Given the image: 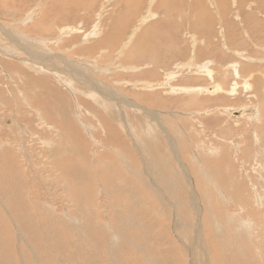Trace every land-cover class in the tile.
<instances>
[{"label":"rangeland","instance_id":"obj_1","mask_svg":"<svg viewBox=\"0 0 264 264\" xmlns=\"http://www.w3.org/2000/svg\"><path fill=\"white\" fill-rule=\"evenodd\" d=\"M149 6L150 0H0V26L8 27L18 37L47 41L40 54L50 52L68 57L74 62L90 63L96 68V71H88L92 76L90 80L87 79L86 71L81 69L83 76L79 75L83 77L86 86L76 88L85 92L73 91L74 94L63 87L62 80L60 82L55 74L44 76V72L30 68L28 70L18 58L30 59V55L23 46L15 40L7 39L0 30V38L9 47L17 48L15 51L18 54L12 60L9 53L0 52V144L6 146L0 150V264H4L2 260L5 264H22L26 263V258L30 264H82L78 261L77 254L85 253L92 257L95 250L93 247L87 251L83 248L85 236L77 230L78 226L73 228L75 230L62 228L63 235L59 237L54 230L53 220L40 211L41 206L52 204L60 212L66 213H54L59 218L63 215L79 217L80 214L73 209L83 211L77 202L82 199V202L91 201L94 205L91 208L92 219L98 218L101 222L98 230L106 241L102 256L108 262H111L113 256L108 243L109 233L113 231L122 234L125 252L121 251V258L126 261L124 264H137V261L140 264V258L143 264H149V259L154 263L159 262L157 264H196L197 261L198 264H264V206L262 207L259 196L264 194V116L261 113H264V99L261 100L259 96L260 88H264V0H154L151 11L149 10L153 14L151 19L142 23L135 33V27L145 16ZM149 11L147 16H150ZM29 16L30 22L22 25V21ZM132 34L134 37L127 46L128 49L120 57L118 52L123 50L124 43ZM191 36L195 37L196 43ZM191 60L200 66L208 64L214 70L213 82L222 85L221 93L205 95L199 92L197 103L188 107L184 104L187 96L183 93L172 96L168 88V92L160 90L152 93L133 88L132 84L140 86L147 82L153 85L162 83L165 72H178L179 75L176 73L178 76L172 82L174 87L211 84L205 72L201 76L194 74L195 77L187 68L177 70V65L188 64ZM234 62L239 65V77L232 68L226 67ZM57 64L60 69L64 68L65 64H61L60 60ZM122 65H137L142 68L134 73L121 68ZM48 67L53 70L52 66ZM101 69L102 74L99 73ZM77 70L73 74L79 72ZM13 71H20L26 84L19 82V76L13 75ZM7 73H10L9 76ZM37 76L38 89H32L31 85L35 84L34 79ZM72 76L79 79L77 75ZM64 78L66 81L67 77ZM95 80L112 87L108 93L116 94L120 100L124 98L129 103H138L150 113L157 114L159 111L160 116L155 117L156 121L152 118L149 124L154 125L155 129L148 130V120L143 116L145 112L134 108L133 104L125 103L122 107L119 101L116 103L118 105L111 108L117 114L119 123L115 121L117 119H110L106 111L95 109V102L88 95L92 90L90 85ZM244 80L247 83L251 81L253 89L246 90L243 86L246 83ZM234 86L236 90L232 93ZM155 98L160 99L156 101ZM35 105L43 111L49 121V128L42 124L44 121H39V114L35 110L29 112ZM240 106L250 107V110L239 120L220 115L222 113H217L216 110L220 107ZM254 106L258 110H254ZM171 112L177 113L176 117L174 113L169 114ZM77 113H81L80 117L82 119L83 116L87 125L96 127L94 136L89 135L79 123ZM188 113L194 115L189 116ZM34 117L38 121L35 118L34 122ZM126 117H129L128 123L124 121ZM37 122L40 124L37 125ZM53 124L54 127L62 126L63 130L69 128L70 133L64 134L62 138L56 137L51 128ZM127 129H133L134 135ZM149 131L155 132H152L153 135L151 133V137H156L155 140L148 138ZM46 141L61 143L63 150L58 145L57 150L53 144L45 146ZM51 152L55 155L54 159ZM60 167H66L68 171L62 174ZM104 167L108 169L104 171ZM77 171H87L94 181L89 179L84 190H72L68 194L72 206L68 198L61 202L59 198L69 192V188L65 189L67 179L72 183L79 182ZM175 172L177 177L173 178ZM141 178H147L146 181H156L157 178L156 182L166 192L160 193L161 196L152 194L150 197L148 190L147 193H141L142 201L137 202L136 206L128 207V201L131 200L129 193L133 192L136 185H141ZM10 182L17 183L15 187H19L27 205L31 206L32 212L30 210L28 214L34 215L37 233L45 234L40 235L39 242L29 235L22 234L21 239V234L16 231V220L14 217L10 218L12 213L9 214L3 206L5 203L9 207V197L14 200L10 196ZM121 182L124 183L120 187L118 185ZM101 188L104 190L102 195ZM107 191L111 194H107ZM79 196L82 197L77 199ZM32 200H35V204ZM123 207L127 208L124 210L131 213V216L126 218L125 215L124 223H119L118 217L122 212L120 208ZM237 211H241L246 217L238 223L239 226L237 222L229 223L224 218L228 212ZM134 219L137 225L133 227ZM198 220L203 224L204 230L200 234L201 246L195 232V228H200L196 226ZM245 221L253 225V230L248 234L251 235L249 238L234 232ZM215 228L223 234L219 235ZM3 238L6 241L3 243L10 249L9 259L3 252ZM56 241H66L65 249L71 246L74 253L71 251V255L68 250L58 249L56 245L54 247L53 242L57 243ZM185 243L195 250L192 259L189 250L184 247ZM138 248L144 254H139ZM42 249L43 261L38 254ZM144 255L151 258L146 259ZM80 260L83 261L81 256ZM84 261L85 264L89 263L86 259Z\"/></svg>","mask_w":264,"mask_h":264},{"label":"bare ground","instance_id":"obj_2","mask_svg":"<svg viewBox=\"0 0 264 264\" xmlns=\"http://www.w3.org/2000/svg\"><path fill=\"white\" fill-rule=\"evenodd\" d=\"M154 0H150V6H149V8L147 9V12L145 13V16H143V18L141 19V21L139 22V24H138V26L137 27H135V29H134V31L135 30H139V29H137L142 23H146V22H148L149 21V19H151V16L153 15L152 14V12H150L151 10V5H152V2H153ZM33 2V1H32ZM213 3V2H212ZM217 7V6H216ZM197 8V7H196ZM123 9V8H122ZM218 9V8H217ZM150 10V11H149ZM204 10V9H203ZM148 11H149V15L150 16H147V13H148ZM37 13V12H36ZM154 13V12H153ZM184 13V12H183ZM177 15V14H176ZM32 16V15H31ZM157 16V15H156ZM146 17H149V18H146ZM154 17H155V15H154ZM170 17V16H169ZM153 18V17H152ZM30 20H31V17L29 16L25 21H22V25L23 24H28L29 22H30ZM53 21V20H52ZM19 22H20V20H19ZM17 23V22H16ZM15 23V24H16ZM262 23V22H261ZM19 24V23H18ZM85 24V23H84ZM25 26V25H24ZM141 27V26H140ZM139 27V28H140ZM143 27V26H142ZM79 29V28H78ZM0 30H1V32H2V34H4V36H7L6 38L7 39H11V40H15L17 43H19L21 46H23L24 48H25V50H26V52L30 55V59H24V60H21V59H23L22 57L21 58H18V60H20V62L21 63H24V65L26 66V67H28V70H29V68H30V70H33V71H35V70H38L39 72H41V73H43L44 74V76H50L51 75V73H53V74H55L56 75V77H57V79H59V81L60 80H62V82L61 83H63L64 84V88L66 87L68 90H70L72 93H76L77 91H79V92H82V93H84L85 91L83 90V89H77L76 87H78V86H81V85H84V86H86L85 85V82H84V80H83V77H80V75L79 74H82V76H83V72L81 73V69H84L85 71H86V74L88 75V77H87V79L88 80H90L91 78H92V76L89 74L90 72H88L89 70H91V69H93L94 71H96V68L94 67V66H92L90 63H84V64H82V63H78V62H74L73 60H71L70 58H68V57H64V56H62V55H56V54H52V53H50V52H47V53H41L40 54V52L41 51H43L44 50V48H43V50H41V48L43 47V45L45 44V45H47V41H45V40H35L34 38L33 39H31V38H22V37H18V34H16L15 32H11L9 29H8V27H6V28H4V27H2V26H0ZM72 30V29H71ZM141 30V29H140ZM66 31H69V30H66ZM226 31V30H225ZM70 32V31H69ZM135 33H136V31H135ZM146 33V32H145ZM40 34V33H39ZM64 34V33H63ZM67 35H69V34H67ZM31 36V35H30ZM195 36V35H194ZM35 37V36H34ZM42 37V36H41ZM89 37V36H88ZM132 37H134L133 36V34L130 36V38L128 39V41L126 42V43H124V45H123V50L121 51H119L118 52V54H119V56L121 57V56H123V54H125L124 52H125V50H126V48H127V46L129 45V43L131 42V40H132ZM38 38V37H37ZM43 38V37H42ZM191 38H192V40L194 41V43H196L197 41H196V39H195V37H192L191 36ZM3 38H0V44H3L4 42H3V40H2ZM48 40V39H47ZM87 40V39H86ZM226 40V39H225ZM49 41V40H48ZM46 42V43H45ZM57 42H59V40L57 41ZM50 43V42H49ZM53 43V42H52ZM51 43V44H52ZM55 43V42H54ZM59 44V43H58ZM53 45H56V44H53ZM165 46V45H164ZM19 47V46H18ZM197 47V46H196ZM208 47V46H207ZM47 48V47H46ZM45 48V49H46ZM17 48H13L12 46H8V45H6V43H4V45H2V46H0V52H2V53H9L10 55V57L12 58V60H13V58L16 56L15 54H17V52L15 51ZM32 49H35V50H32ZM128 49V48H127ZM264 48H262V50H263ZM143 52V51H142ZM160 52V51H159ZM158 53V52H157ZM172 53V52H171ZM127 54V53H126ZM128 55V54H127ZM8 56V57H9ZM17 56H18V54H17ZM192 56H194V55H192ZM191 56V57H192ZM9 57V58H10ZM140 57H141V55H140ZM4 58V57H3ZM145 57H143V59H144ZM58 59V60H57ZM132 59V58H131ZM138 59H140V58H138ZM191 59V58H190ZM195 59V58H194ZM61 61V64L62 63H64L65 65H63V67L66 69L65 71H62V69L64 70V68H62V69H60V67H59V64H57V61ZM91 60V59H90ZM93 60V59H92ZM141 60H142V58H141ZM213 61V60H212ZM258 62H260V60H257ZM19 62V61H18ZM156 62V61H155ZM196 62V61H195ZM194 62V60H191L190 62H188V64H185V65H183V64H180V65H177V70H182V69H189L190 71H191V73L190 74H195V75H199V76H201V74H203L204 72H205V74L207 75V77L210 79V81L212 82L211 84H209V85H203V86H200V87H174V86H172V82L174 81V79H176L175 77H177L179 74H178V72H165V74H164V79H163V82L162 83H158V84H156V85H153V84H151V83H149V82H147V83H143V84H141L140 86H138V85H136V84H132L133 85V88L135 87V88H137V89H139V90H141L142 89V91L144 90V91H147V92H159L160 90H164L163 92H165V90H166V88H168V89H170V94L172 95V96H176V95H178V94H180V93H183V94H185V96H187V98L186 99H184L185 100V106H193V104H196L197 102V95L199 94V92L201 93V94H208V95H216V94H219V93H221V91L223 90V87H222V85L220 84V83H214L213 81H215L214 79H213V72H214V70H212V69H210L209 67H208V64H206V65H203V66H200V65H198V64H196ZM157 63V62H156ZM241 64V63H240ZM79 65V66H78ZM118 65H120V64H118ZM134 65V64H133ZM133 65H129V66H123V67H121V68H125L126 70H128L129 72H137V71H139L142 67H140V66H133ZM12 66H14V64L12 65ZM48 66H52V68H53V70H51ZM68 66V67H67ZM96 66H98V65H96ZM239 65L237 64V62H234V63H230L228 66H226V67H230V69L232 68L234 71V73H235V75L237 76V77H239V71L237 70V67H238ZM252 66H253V64H252ZM1 67V66H0ZM80 68V69H76V68ZM150 67V66H149ZM99 69H100V67H98ZM243 68H245V67H243ZM20 69V68H19ZM22 69V68H21ZM35 69V70H34ZM229 69V68H228ZM256 69V68H255ZM254 69V70H255ZM76 70L77 71H79V72H77L76 74H73V72H76ZM170 71V70H169ZM4 72V71H3ZM62 72V73H61ZM102 72H103V70L101 69V70H99V73H101L102 74ZM256 72V71H255ZM2 73V72H1ZM14 73V74H13ZM85 73V72H84ZM188 73V72H187ZM215 73V72H214ZM227 73V72H226ZM229 73V72H228ZM227 73V74H228ZM254 73V72H253ZM8 75L7 76H9V74L10 73H7ZM12 74L13 75H18L19 76V79H20V81L19 82H21L22 84L24 83V84H26V82L24 81V78H23V74L20 72V71H16V72H12ZM36 74V73H35ZM64 74V75H63ZM77 75L78 77H79V79H77V78H75V77H73L72 75ZM86 74H84V78H85V75ZM252 74V73H251ZM6 75V74H5ZM194 75V76H195ZM205 75V76H206ZM194 76H193V78H194ZM244 76V75H243ZM64 77H67L66 78V81L65 80H63V79H65ZM196 77V76H195ZM37 79L35 80L34 79V81H35V84H33V85H31V88L32 89H38V85H37V83H38V81H39V77L37 76L36 77ZM25 79H26V77H25ZM93 80V79H92ZM246 80V79H245ZM244 80V81H245ZM12 81V80H11ZM14 81V80H13ZM12 81V82H13ZM29 81V80H28ZM222 81V80H221ZM243 81V83H245L243 86H244V88L246 89V90H251V89H253V87H252V83H251V81L249 82V83H247V81H245L244 82ZM249 81V80H248ZM87 82V81H86ZM241 82H242V80H241ZM16 83V82H15ZM122 83V82H121ZM120 84V83H119ZM131 84V83H130ZM130 84H129V86H130ZM263 84V83H262ZM237 85V84H236ZM235 85V86H236ZM8 86V85H7ZM28 86V85H27ZM89 86V85H88ZM88 86H87V88H88ZM235 86L233 87V89H232V93H234L235 92V90H236V88H235ZM264 86V85H263ZM20 87V86H19ZM25 87V86H24ZM62 87V88H63ZM237 87V86H236ZM90 88L92 89L91 90V92L89 93L88 92V95L89 96H91L90 97V99L91 98H93V101L95 102V104H94V108L95 109H97V108H99V109H101V110H104V111H106V113L110 116V119H117L116 118V113L114 112V111H112V107H115V105H118V104H116V103H119V101H121V104H122V107H124L126 104H133L132 106L135 108H139V109H141L142 111H144L145 112V114L143 115V113L141 114V115H143L144 116V118H145V120L147 121L148 120V130H151V129H155V128H153V126H150L149 124H150V121H151V119L153 118V121H156V118L155 117H159L160 115L158 114V113H160L159 111L157 112V114H155L154 112L153 113H150L149 111H147V109L144 107V106H142V105H139L138 103H129V102H127L124 98H122V100H120L118 97H116L117 95L116 94H110V93H108V92H110L109 90H112V87L110 88L106 83H104V82H98V81H96L95 80V82L92 84V85H90ZM89 89V88H88ZM260 93H259V96H260V99L262 100V99H264V88H260ZM22 91V90H21ZM29 91V90H28ZM32 91V90H31ZM74 91V92H73ZM167 91V90H166ZM256 91V90H255ZM263 91V92H262ZM11 92V91H10ZM24 92V91H23ZM97 92H101V93H97ZM168 92V91H167ZM26 94H27V92H25ZM74 93V94H75ZM167 94H169V93H167ZM21 95V94H20ZM29 95V94H28ZM102 95H104L103 97H104V99H102L101 97H102ZM24 96V95H23ZM23 96H21V97H23ZM88 96V97H89ZM251 96V95H250ZM29 97V96H28ZM13 99H15V98H13ZM23 99V98H22ZM29 99V98H28ZM27 99V100H28ZM32 99V98H31ZM158 99H160V98H155V100L157 101ZM24 100H26V99H24ZM34 100V99H33ZM103 100H105V101H103ZM23 101V100H22ZM31 101V100H30ZM61 101V100H60ZM107 101H109L110 103H108ZM28 102V101H27ZM26 102V103H27ZM113 102H115V103H113ZM160 103H161V101H159ZM25 103V104H26ZM126 103V104H125ZM264 103V102H263ZM31 104V103H30ZM1 105V104H0ZM78 105H80V104H78ZM151 105V104H150ZM169 105V104H168ZM3 106V105H2ZM31 106V105H30ZM247 106V105H246ZM246 106H240V107H234V108H231V107H229V108H227V107H220V108H217L216 110H217V113L219 112V113H222V114H220V115H226L227 116V118L229 117V118H232V119H238L239 120V118L240 117H244L245 115H247V111L249 112V110H250V107H246ZM263 106H264V104H263ZM29 107V106H28ZM33 107V106H32ZM127 107V106H126ZM25 108H27V106L25 107ZM31 108V107H30ZM134 108H133V111H134ZM150 108V107H149ZM160 108V107H159ZM253 108H255L254 110H258L257 109V107L256 106H254ZM28 109V108H27ZM39 109V106H34V108L32 109H29V112H31L30 110H35L36 112H37V115L39 114V121L40 122H43L42 124H44L45 125V127H48L49 128V121H47V119H46V117L43 115V111L42 110H38ZM80 109H82V108H80ZM92 109H93V107H92ZM260 109V108H259ZM122 110V109H121ZM124 110V109H123ZM261 110V109H260ZM41 111V112H40ZM77 111H78V109H77ZM86 111H89V110H87L86 109ZM125 111V110H124ZM252 111H253V109H252ZM27 112V111H26ZM46 112V111H45ZM79 112V111H78ZM103 112V111H102ZM113 112H114V114H113ZM251 112V111H250ZM258 112H260V111H258ZM258 112H256L257 113V115H258ZM13 113V112H12ZM34 113V112H33ZM104 113V112H103ZM174 113V112H173ZM173 113L171 112V113H169V114H171V115H173ZM253 113H255V111L253 112ZM262 114H263V116H264V113L263 112H261ZM260 113V114H261ZM127 114V113H126ZM165 114V113H164ZM164 114H161V116L162 115H164ZM176 114L177 113H174V115H175V117H176ZM184 114V113H183ZM189 114V113H188ZM200 114V113H199ZM259 114V115H260ZM30 115H32L31 113H30ZM34 115H36V114H34ZM80 115H81V113H80ZM80 115L77 113V115L76 116H78L77 118H79L78 120H80V122L79 123H81V125L83 126V128L85 129V131H87V133L89 134V135H91V136H94V130H95V128L94 127H92V126H90V125H87L86 124V122H85V119L83 120V116H82V119H81V117H80ZM194 115V113L192 114H189V116H193ZM85 116V115H84ZM96 116V115H95ZM180 116V115H179ZM178 116V117H179ZM184 116V115H183ZM1 117V116H0ZM242 117V118H243ZM255 117V116H254ZM35 118H36V121H38V118L37 117H34V119H32V120H34V122H35ZM96 118V117H95ZM128 118L129 117H126V119H124V121L125 122H127L128 121ZM174 118V117H173ZM7 119V118H6ZM164 119V118H163ZM247 119V118H246ZM257 119H258V117H257ZM2 120V119H1ZM13 120V119H12ZM115 121H117L118 123H119V121H118V119L117 120H115ZM158 121V120H157ZM260 121V120H259ZM78 122V121H77ZM128 123V122H127ZM161 123V122H160ZM166 123V122H165ZM197 123H199V122H197ZM196 123V124H197ZM38 124H40L39 122H37V125ZM41 124V125H42ZM51 124V123H50ZM102 124V123H101ZM101 124H99V125H101ZM44 125H42V126H44ZM103 125V124H102ZM129 125V124H128ZM201 125V124H200ZM199 125V126H200ZM262 125V124H261ZM64 126V125H63ZM165 126V125H164ZM166 126H167V124H166ZM102 127H104V126H102ZM134 127V126H133ZM47 128V129H48ZM52 129H53V131L55 132V135H56V137H60L61 135H64V134H69L70 132V130H69V128H68V130H66V128H65V126L63 127V128H65L64 130L62 129V126L59 128V127H54V124H53V127H51ZM130 128H131V126H130ZM175 128V127H174ZM24 129H25V127H24ZM257 128H255V130H256ZM128 130V132L129 133H131V134H133L134 135V131H135V128H134V131H133V129L131 130V129H127ZM169 130V129H168ZM50 131H52L51 129H50ZM137 131V130H136ZM154 131H156V130H154ZM154 131H152V132H154ZM170 131V130H169ZM25 132H26V130H25ZM32 132V131H31ZM146 132V131H145ZM150 132V131H149ZM152 132H150V136L148 137V138H153L154 140L156 139V137H151V133ZM34 133V132H33ZM52 133V132H51ZM126 133V132H125ZM147 133V132H146ZM155 133V132H154ZM158 132H156V134H157ZM53 134V133H52ZM135 134H137V133H135ZM149 134V133H148ZM137 135H139V134H137ZM152 135H153V133H152ZM180 135V134H179ZM144 136V135H143ZM178 136V135H177ZM189 136V135H188ZM134 137V136H133ZM138 136H136V138H137ZM180 137V136H179ZM182 137V136H181ZM93 138V137H92ZM183 138H185V137H183ZM176 140V139H175ZM94 141H95V138H94ZM259 141V140H258ZM97 142V141H96ZM145 142V141H144ZM148 142V141H147ZM7 143H9V142H7ZM58 142H54L53 143V147L54 148H56V146L58 145V147L60 146V149H62L63 150V148H61V143L59 144H57ZM95 143V142H94ZM191 143V142H190ZM16 144H18V143H16ZM44 144H45V146L46 145H50L51 144V142H49V141H46V142H44ZM97 144V143H96ZM139 144V143H138ZM8 145V144H7ZM151 144L149 143V146H150ZM17 146V145H16ZM157 146V145H156ZM2 147H5L6 148V146H3L2 144H0V148H2ZM19 147H20V144H19ZM25 146H23V148H24ZM146 147V146H145ZM193 147V146H192ZM199 147V146H198ZM139 148V147H138ZM150 148H153L152 146L150 147ZM208 149V148H207ZM220 149V148H219ZM8 150V149H7ZM17 150V149H16ZM56 150H57V148H56ZM218 150V149H217ZM20 150H18V152H19ZM25 151V150H24ZM66 151V150H65ZM55 152V151H54ZM58 152H61V151H58ZM240 152V151H239ZM65 153H67V152H65ZM50 154H52L53 156H52V158L54 159L55 158V155H54V153L53 152H51ZM60 153H58V155H59ZM262 157V156H261ZM178 159V158H177ZM163 160H164V158H163ZM54 161V160H53ZM150 161V160H149ZM178 161V160H177ZM1 162V161H0ZM161 162V161H160ZM180 162H182V161H180ZM24 163V162H23ZM82 163V162H81ZM147 164V163H146ZM154 164V163H153ZM71 165V164H70ZM105 165V164H104ZM107 165V164H106ZM163 165V164H162ZM131 166V165H130ZM156 166V165H155ZM205 166V165H204ZM2 167V166H1ZM109 167V166H108ZM108 167H104V171L105 170H107L108 169ZM129 167V166H128ZM134 167V166H133ZM147 167V166H146ZM261 167V166H260ZM81 168V167H80ZM168 168V167H167ZM110 169V168H109ZM161 169V168H160ZM66 170H67V168L65 167H60V169H59V171H60V173H62V174H64L65 172H66ZM74 170V169H73ZM77 170H79V168H77ZM81 170H82V168H81ZM258 170V169H257ZM14 171V170H13ZM68 171V170H67ZM143 171V170H142ZM126 172V171H125ZM174 172V171H173ZM71 173V172H70ZM105 173V172H104ZM128 172H126V174H127ZM147 173H148V171H147ZM58 174V173H57ZM77 174H78V177H79V182L78 183H74V181H73V183L72 182H70L68 179H67V181H68V183H67V185L65 186V189H66V187L67 188H69V192L65 195V196H63V197H61V198H59V201L61 202L62 200H64L65 198H68V194L73 190V191H80L81 189L82 190H84L85 189V187H86V184L87 183H89V179H90V181L92 182V180H93V177H92V175L90 174H88V172L86 171V173H83V171H77ZM133 174H135L134 172H133ZM174 174H176V172L175 173H173V178H174V176H176L177 177V174L176 175H174ZM128 175H129V173H128ZM162 175V174H161ZM194 175V174H193ZM55 176H57V175H55ZM129 176H131V175H129ZM143 176V175H142ZM146 176V175H145ZM158 176V175H157ZM90 177V178H89ZM100 177V176H99ZM104 177V176H103ZM124 177V176H123ZM213 177V176H212ZM1 178V177H0ZM180 178V177H179ZM72 179V178H71ZM126 178H124V180H125ZM145 179H147V178H145ZM144 178L142 179L141 178V180H140V182H141V185L139 186V184L138 185H136L135 186V188L132 190L133 192H131V193H129V198H131V200L129 199V201H128V207H130V206H136L137 205V202H140V201H142V198L140 197L141 196V193H147V191L149 190L150 191V197L152 196V194H154V195H159V196H161L160 195V193H163V194H165L164 193V191L166 192V189H163L161 186H160V184L159 183H157L158 181H157V178H156V181H152V180H150V181H152V182H150V181H146ZM214 179V178H213ZM74 180V179H73ZM76 180H78V179H76ZM105 180H107V179H105ZM122 180V179H121ZM124 180H122V181H124ZM132 180H134V179H132ZM210 180V179H209ZM5 181V180H4ZM66 181V182H67ZM94 181V180H93ZM101 181V180H100ZM119 181H120V178H119ZM191 181V180H190ZM212 181H214V180H212ZM1 182V181H0ZM2 182H3V180H2ZM8 182V181H7ZM105 181H103V183H104ZM118 182V181H117ZM134 182V181H133ZM139 182V183H140ZM215 182V181H214ZM213 182V183H214ZM217 182V181H216ZM123 183L124 182H121V183H119V185L118 186H122L123 185ZM126 183H127V181H126ZM212 183V184H213ZM8 184V183H7ZM195 184H196V182H195ZM17 185V183H12V182H10V184H9V190H10V196L12 197V198H14V200H12L10 197H9V201H10V205H9V207H7L6 205H5V203H4V207H6V209H7V212L10 214V212L12 213V216H11V214H10V218L11 219H13V217H14V220H16V221H14V222H17L16 224L18 225H16V231L19 233V234H21L19 237L22 239V234L23 235H25V236H28L29 235V237H31V238H33V239H35L37 242H39V240H41V236L40 235H45V234H38L37 233V229H36V226H35V218H34V215L33 214H28L29 213V211L31 210V212H32V208H31V206H29V205H27V202H26V200H25V198L23 197V195H22V193L20 192V189H19V187H15ZM19 185V184H18ZM104 185V184H103ZM216 185V184H215ZM255 185V184H254ZM64 186V185H63ZM62 186V187H63ZM110 186V185H109ZM108 186V187H109ZM138 186H139V188L141 189V191H140V189L138 188ZM256 186V185H255ZM114 187V186H113ZM117 187V186H116ZM168 187V186H167ZM258 187V186H257ZM123 188V187H122ZM214 189V188H213ZM217 189V188H216ZM1 190V189H0ZM235 190V189H234ZM238 190V189H237ZM258 190V189H257ZM62 191V190H61ZM67 191H68V189H67ZM114 191H115V189H114ZM172 191V190H171ZM4 192V191H3ZM101 195L104 193V190H102V188H101ZM235 192V191H234ZM242 192V191H241ZM215 193V192H214ZM217 193V192H216ZM50 194V193H49ZM107 194H111V192L110 191H107ZM123 194V193H122ZM140 194V195H139ZM256 194V193H255ZM258 194H260V193H258ZM116 195H113L112 194V197L113 198H116L115 197ZM123 196V195H122ZM121 195H120V197H122ZM163 196V195H162ZM165 196V195H164ZM163 196V197H164ZM260 196V201H261V203H262V207L264 206V194L262 193V194H260L259 195ZM82 197V196H81ZM80 196L77 198V199H79V198H81ZM84 197V196H83ZM119 196H118V198H120ZM124 197V196H123ZM122 197V198H123ZM213 197V196H212ZM54 198V197H53ZM75 198V197H74ZM134 198V199H133ZM219 198V197H218ZM20 199H23V200H20ZM33 199V198H32ZM69 200H70V202H69V204H71L72 206H73V203H72V200L70 199V197L68 198ZM124 199V198H123ZM135 200V202L133 201V200ZM83 200V199H82ZM82 200H77V202H78V204H79V206L80 207H82L83 208V211L81 210V209H73V211L75 210L76 211V213H79L80 214V216L79 217H76V215H75V217H74V215H71V214H69V215H71V217L70 216H62V218H61V216H60V218L58 217V216H56L54 213H59L60 211L58 210V208L56 209V207L53 205V206H51L50 204H48L47 205V203H46V205L47 206H41V208H40V211L41 212H45L46 214H48V216L53 220L52 221V223H53V226L55 227L54 228V230L55 231H57V233L59 234V237L60 236H62L63 235V233H62V228H72V230H75V229H73L74 227H76V226H78V228H77V230L79 229V231H80V234L82 235V232H83V234H84V236H85V242H84V245H83V248L87 251L89 248H91V247H93L94 248V250H95V252H94V255L92 256V257H89L87 254H85V253H82V254H77L79 257H78V261H80L82 264H85V259L86 260H88L89 261V263L88 264H94V263H96V264H124L123 262H126V261H124L123 260V258H121V257H123V255H121V251H124L125 250V248H124V245H123V243L124 242H122V240L123 239H121V236H122V234L120 233V234H116L115 232H113V231H110V233H109V236H110V241L108 242L109 243V245H110V247H111V250L113 251V256L111 257V262L109 261L108 262V260L107 259H103V256H102V248H103V244L104 243H106V241L104 240L105 239V237H104V235L98 230V227L101 225V222L100 221H98L97 219L98 218H96V219H92V210H91V208H92V206H94V205H92V202L90 201V203H86V201H83L82 202ZM89 200H91V199H89ZM120 200H121V198H120ZM197 200V199H196ZM200 200H201V198H200ZM241 200V199H240ZM255 200V199H254ZM256 200L258 201V199H257V196H256ZM1 201V200H0ZM144 201V200H143ZM198 201V200H197ZM197 201H196V203H197ZM14 202V203H13ZM31 202H33V204H35V200H32ZM44 202V201H43ZM110 202V201H109ZM211 202V201H210ZM231 202V201H230ZM112 203V202H111ZM2 204V203H1ZM94 204V203H93ZM254 204V203H253ZM256 204V203H255ZM258 204V203H257ZM108 205V204H107ZM249 205V204H248ZM34 206V205H33ZM32 206V207H33ZM246 206V205H245ZM259 206V205H258ZM96 207V206H95ZM240 207V206H239ZM244 207V206H243ZM261 207V208H262ZM34 208V207H33ZM79 208V207H78ZM170 208V207H169ZM5 209V210H6ZM67 208H65V210H66ZM102 209V208H101ZM124 209H127V208H125V207H123L122 209L120 208V211H122L121 212V214L119 215V217H118V221H119V223H124V221L126 220L125 219V215H126V218L127 217H130L131 216V213H128L127 212V210H124ZM173 209V208H172ZM194 209H195V207H194ZM198 209V208H197ZM196 209V211H198ZM225 209V208H224ZM240 209V208H239ZM37 211L39 210V208L37 207V209H36ZM60 210H62V209H60ZM261 210V209H260ZM52 211V212H51ZM210 211V210H209ZM63 211H61L60 212V214L62 213ZM72 212V211H71ZM194 212V211H193ZM204 212H206L205 210H204ZM225 212H227V211H225ZM246 212V211H245ZM44 213V214H45ZM73 213V212H72ZM75 213V212H74ZM202 213V212H201ZM213 213V212H212ZM224 213V212H223ZM43 214V215H44ZM45 214V215H46ZM62 214H66L65 212H63ZM195 214V213H194ZM205 214V213H204ZM225 214V213H224ZM227 214V213H226ZM225 214V215H226ZM203 215V214H202ZM206 215V214H205ZM204 215V216H205ZM207 215H208V213H207ZM209 215H210V213H209ZM263 215V214H262ZM54 216H56V217H54ZM196 216V215H195ZM214 216H216V215H213V217ZM224 216V215H223ZM43 217V216H42ZM66 217H69V218H66ZM209 217V216H208ZM212 217V216H211ZM210 217V218H211ZM218 217V216H217ZM238 217H240V218H238ZM245 216L241 213V211H237V212H232V213H229L228 212V214L226 215V217H224L226 220H228L229 221V223H235V222H237V225L239 226V224H240V222L243 220V218H244ZM255 217V216H254ZM263 217V216H262ZM196 218V217H195ZM202 218V217H201ZM223 218V219H224ZM246 218V217H245ZM252 218V217H251ZM125 219V220H124ZM173 219H174V217H173ZM215 219H217V218H215ZM219 219V218H218ZM221 219V218H220ZM224 219V220H225ZM254 219V218H253ZM252 219V220H253ZM263 219V218H262ZM95 220H96V222H95ZM202 220V219H201ZM210 220H212V219H210ZM225 220V221H226ZM179 221V220H178ZM217 221V220H216ZM228 221H226V222H228ZM201 221L200 220H198V222H197V225L196 226H199L200 228H195V232H196V234H197V240H198V244H200V246H201V243H200V234L202 233V230H203V224L202 223H200ZM221 222H219V224H220ZM225 223V222H224ZM239 223V224H238ZM12 224V223H11ZM212 224V223H211ZM252 224H253V222H252ZM137 225V223H136V221H135V219H134V221H133V223H132V226L134 227V226H136ZM224 225V224H223ZM242 225V226H241ZM241 227H239L238 229H237V227L235 228V230H234V232L235 233H239L240 235L241 234H243V236L245 237V236H248V234L250 233L249 231H252L253 230V228H251V227H253V225H251V223H249V222H247V221H245V222H243V224L241 223ZM191 226V225H190ZM228 226V225H227ZM229 226H230V224H229ZM176 227H178V226H176ZM215 227V226H214ZM224 227V226H223ZM235 227V226H234ZM254 227H256L255 226V224H254ZM127 229V228H126ZM128 229H130V228H128ZM216 230H218L217 228H215ZM223 229V228H222ZM24 232H23V231ZM71 230V231H72ZM191 230V229H190ZM128 231V230H127ZM192 231V230H191ZM204 231V230H203ZM223 231V230H222ZM27 234H26V233ZM124 232V231H123ZM192 232H194V231H192ZM219 235H222L223 233L220 231V230H218V231H216ZM224 232V231H223ZM132 234V233H131ZM17 236V237H18ZM108 236V237H109ZM194 236V235H193ZM205 236V235H204ZM249 236H251V235H249ZM249 236H248V238H249ZM253 236V235H252ZM13 237V236H12ZM24 237V236H23ZM39 237V238H38ZM45 238H46V236H44ZM69 237V236H68ZM241 237V236H240ZM239 237V238H240ZM124 238V237H123ZM238 238V237H237ZM19 239V238H18ZM83 239V238H82ZM190 239V238H189ZM70 240V239H69ZM192 241H193V237H192V239H191ZM258 240V239H257ZM2 241V246H3V252L6 254V258L7 259H9V252H10V249H9V247L6 245V244H4V243H6V241L4 240V238H3V240H1ZM14 241V240H13ZM15 241H17V240H15ZM67 241V240H66ZM66 241H64L65 243H66ZM125 241V240H124ZM127 241V240H126ZM191 241V242H192ZM252 241V240H251ZM4 242V243H3ZM20 242V241H19ZM57 242V241H56ZM64 242H62V243H59V241L57 242V243H55V242H53V245H54V247H55V245H56V248H58V249H60L61 248V250L63 249L64 251H67V252H69V253H71V255H72V250H71V246L69 247V248H67V249H65V244H64ZM34 243V242H33ZM128 243V242H127ZM133 243V242H132ZM253 243V242H252ZM36 244V243H35ZM125 244V243H124ZM21 245V244H20ZM66 245H69V244H66ZM133 245V244H132ZM191 245H192V243H191ZM31 246H32V244H31ZM38 246V245H37ZM40 247V246H39ZM184 247L185 248H187L188 250H189V252H190V254H191V259L193 258V255H194V252H195V250L194 249H192V246H189V245H187V243H185V245H184ZM256 247V246H255ZM203 249H205V248H203ZM208 249V248H207ZM138 250V253L139 254H141V253H143L144 254V252H141L140 250H139V248L137 249ZM245 250V249H244ZM0 251H1V248H0ZM29 251H31L30 249H29ZM28 251V252H29ZM72 251V252H71ZM176 251V250H175ZM180 251H182V250H180ZM186 251V250H185ZM207 251V250H206ZM27 252V253H28ZM36 252V251H35ZM38 252H39V250H38ZM125 252V251H124ZM127 252V251H126ZM131 252V251H130ZM183 252V251H182ZM205 252V251H204ZM74 253V252H73ZM119 253V254H118ZM21 254V253H20ZM33 254V253H32ZM39 255H40V257H41V261H43V254H44V249H42L39 253H38ZM134 254V253H133ZM182 254H184L185 256H187V254H185V253H182ZM260 254V253H259ZM36 255V254H35ZM39 255L38 256H36V257H39ZM129 255V254H128ZM149 255V254H148ZM221 255V254H220ZM242 255H244V254H242ZM254 255V254H253ZM257 255V254H256ZM28 256V255H27ZM26 256V257H27ZM30 256V255H29ZM80 256L83 258V261H81L80 260ZM145 256V258L146 259H149V258H151V257H149V256H146V255H144ZM178 256V255H177ZM182 256V255H181ZM207 256V255H206ZM234 256V255H233ZM257 256H259V255H257ZM257 256H256V258H257ZM35 257V256H34ZM153 257V256H152ZM236 257V256H235ZM235 257H233V258H235ZM238 257V256H237ZM236 257V258H237ZM245 257V256H244ZM255 257V256H254ZM259 257H261V256H259ZM258 257V258H259ZM45 258H47L46 256H45ZM139 258L140 257H138V260H139ZM201 258V260L202 261H204V258L203 257H200ZM242 258V257H241ZM248 258V257H247ZM28 258H26V263H22V264H30V263H28V260H27ZM153 259V258H152ZM197 260V259H196ZM236 260V259H235ZM255 260V259H254ZM3 262H4V264H5V261L4 260H2ZM38 261V260H37ZM128 261V260H127ZM135 261H137V260H135ZM140 264H143L142 263V260H141V258H140ZM40 262V261H39ZM54 262V261H53ZM130 262V261H129ZM249 262V261H248ZM251 262V261H250ZM7 263V262H6ZM45 263V262H44ZM139 262L137 261V264H138ZM155 263H156V261H155ZM154 262H153V260H151V259H149V264H155ZM157 263H159V262H157ZM156 263V264H157ZM187 264H188V262H186ZM226 263V262H225ZM228 263V262H227ZM229 263H231V261H229ZM235 263V262H234ZM237 263V262H236ZM8 264V263H7ZM13 264H17V262H13ZM33 264V263H32ZM49 264V263H48ZM51 264H53V263H51ZM162 264V263H161ZM193 264V263H192ZM196 264H198V261H197V263ZM237 264H239V263H237ZM248 264V263H247Z\"/></svg>","mask_w":264,"mask_h":264},{"label":"crops","instance_id":"obj_3","mask_svg":"<svg viewBox=\"0 0 264 264\" xmlns=\"http://www.w3.org/2000/svg\"><path fill=\"white\" fill-rule=\"evenodd\" d=\"M62 136H63V135H61L60 137L62 138ZM53 143H54V142H53ZM53 143L51 142V144H50V145H52ZM0 150H1V148H0Z\"/></svg>","mask_w":264,"mask_h":264}]
</instances>
